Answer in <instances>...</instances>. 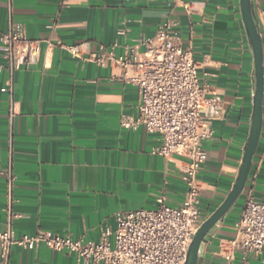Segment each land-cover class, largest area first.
I'll return each instance as SVG.
<instances>
[{
  "label": "crops",
  "instance_id": "0c3cea01",
  "mask_svg": "<svg viewBox=\"0 0 264 264\" xmlns=\"http://www.w3.org/2000/svg\"><path fill=\"white\" fill-rule=\"evenodd\" d=\"M253 5L259 21L264 0ZM10 10L27 36L43 43L35 65L14 75L2 68L0 55V233L12 230L20 238L44 231L97 242L105 229L116 230L121 212L156 209L163 195L170 207L182 204L187 162L154 155L156 138L122 126L123 118L137 117L139 91L127 81L137 70L85 61L101 46L124 57L166 21L192 52L201 81L225 103L198 176L204 220L222 204L237 178L253 113L254 58L240 0H0V39ZM68 47L80 48L79 56ZM249 193L264 201V130L247 186L205 244L201 264H264V251L244 262L233 244ZM0 264L82 263L45 247H14Z\"/></svg>",
  "mask_w": 264,
  "mask_h": 264
},
{
  "label": "built area",
  "instance_id": "2783aa9c",
  "mask_svg": "<svg viewBox=\"0 0 264 264\" xmlns=\"http://www.w3.org/2000/svg\"><path fill=\"white\" fill-rule=\"evenodd\" d=\"M0 39V55L10 74L35 65L43 41L30 39L24 27L13 21ZM264 27V10L259 14ZM171 21L162 23L151 38L142 37L127 55L116 57L114 48L101 46L85 58L101 68L117 65L137 73L127 78L139 91L137 117L123 118L122 126L144 128L156 138L153 154L164 159L183 158L187 162L183 180L187 191L178 207L167 205L165 195L156 209H137L117 215L115 231L107 228L100 241H87L71 234L40 231L35 236L17 238L12 230L0 233L1 259L7 263L14 247L35 251L41 247L74 256L82 264H185L189 247L205 221L200 200L199 174L207 161L205 149L215 135V121L225 117L224 100L202 82L198 64L185 49ZM144 48L142 58L138 51ZM73 56L80 48L68 47ZM10 90V89H9ZM13 118L14 115L11 114ZM234 248L244 255L264 251V201L247 194L235 224Z\"/></svg>",
  "mask_w": 264,
  "mask_h": 264
},
{
  "label": "water",
  "instance_id": "95a60500",
  "mask_svg": "<svg viewBox=\"0 0 264 264\" xmlns=\"http://www.w3.org/2000/svg\"><path fill=\"white\" fill-rule=\"evenodd\" d=\"M240 10L254 58V98L250 133L233 187L222 204L197 230L190 244L185 264H201L205 244L240 200L247 186L264 130V44L253 0H240Z\"/></svg>",
  "mask_w": 264,
  "mask_h": 264
}]
</instances>
